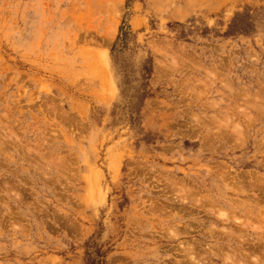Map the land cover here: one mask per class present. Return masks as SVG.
Wrapping results in <instances>:
<instances>
[{
  "label": "rangeland",
  "instance_id": "374dc122",
  "mask_svg": "<svg viewBox=\"0 0 264 264\" xmlns=\"http://www.w3.org/2000/svg\"><path fill=\"white\" fill-rule=\"evenodd\" d=\"M264 264V0H0V264Z\"/></svg>",
  "mask_w": 264,
  "mask_h": 264
},
{
  "label": "trees",
  "instance_id": "16d2710c",
  "mask_svg": "<svg viewBox=\"0 0 264 264\" xmlns=\"http://www.w3.org/2000/svg\"><path fill=\"white\" fill-rule=\"evenodd\" d=\"M86 255L87 258L85 260V264H107L98 249H94L92 252H87Z\"/></svg>",
  "mask_w": 264,
  "mask_h": 264
}]
</instances>
